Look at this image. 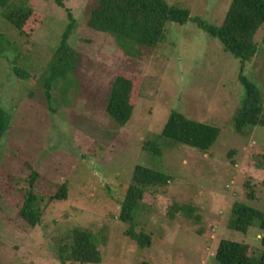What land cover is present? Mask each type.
I'll use <instances>...</instances> for the list:
<instances>
[{
	"label": "rangeland",
	"instance_id": "rangeland-1",
	"mask_svg": "<svg viewBox=\"0 0 264 264\" xmlns=\"http://www.w3.org/2000/svg\"><path fill=\"white\" fill-rule=\"evenodd\" d=\"M165 1L215 26L231 3ZM25 3L33 10L27 20L13 21L0 8V107L11 116L0 140V264H62L58 252L74 229L95 236L97 264H219L224 239L259 255L264 231L253 225L243 233L230 220L235 202L264 214V127L237 132L233 124L244 95L240 74L260 90L264 115V23L253 37L257 53L242 65L193 21L167 23L154 47L123 48L110 33L87 25L89 0H65L75 18L67 41L71 57L47 98L43 77L67 11L53 0ZM118 75L137 86L124 124L106 110ZM172 111L217 126L213 145L201 151L160 137ZM147 141L158 151L146 149ZM138 164L168 176L144 189L135 215L134 230L150 236L147 247L128 236L130 224L119 219ZM32 171L43 196L33 227L17 213ZM61 184L66 197L50 200Z\"/></svg>",
	"mask_w": 264,
	"mask_h": 264
},
{
	"label": "trees",
	"instance_id": "trees-1",
	"mask_svg": "<svg viewBox=\"0 0 264 264\" xmlns=\"http://www.w3.org/2000/svg\"><path fill=\"white\" fill-rule=\"evenodd\" d=\"M26 0H0V8L4 9L13 21L27 20L33 10L25 3ZM54 3L67 11L68 23L62 33L61 40L55 51V59L48 64L43 77V87L48 98L52 83L61 77L70 62V49L67 41L74 29L75 18L65 7V0H53ZM87 25L97 31L113 35L123 48L154 47L164 36L167 23L185 24L193 21L197 26L211 36L218 38L224 49L242 65L257 53V45L253 37L264 23V0H231L223 23L215 26L204 22L199 17H191L189 11L176 5H169L165 0H89L86 10ZM128 49V48H126ZM61 51V52H60ZM18 76L26 78L23 70L14 67ZM244 95L241 106L233 118L234 128L242 132L246 127L263 126L264 115L261 92L252 81L240 74ZM137 86L135 81L125 75H118L109 91L106 110L109 116L119 124H124L130 117ZM11 120L10 114L0 107V140L7 131ZM220 129L217 126L185 117L178 111H172L165 122L160 137L201 151L208 150L215 142ZM148 150L158 149L153 142H146ZM38 172L32 171L20 203L17 206L18 215L29 225L35 226L41 220L43 212V196L35 189ZM168 180L163 172L143 165H136L130 184L126 189L119 219L129 223L126 234L134 239L139 246L147 247L150 236L134 230L135 215L147 186L165 183ZM66 186L61 184L55 194L49 199L61 200L66 197ZM230 225L234 229L246 233L248 228L258 225L264 231V214L261 210L243 202H235L232 207ZM264 245V235L261 239ZM58 258L62 264L67 260L79 263H100L101 256L97 249L95 236L88 231L74 229L69 244L63 245ZM219 264H264V250L257 256L252 255L248 246L232 240H221L216 251ZM139 264H152L142 261Z\"/></svg>",
	"mask_w": 264,
	"mask_h": 264
}]
</instances>
